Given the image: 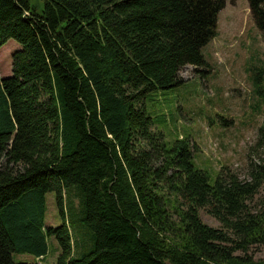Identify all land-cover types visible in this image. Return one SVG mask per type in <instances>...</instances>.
Segmentation results:
<instances>
[{
  "label": "trees",
  "instance_id": "1",
  "mask_svg": "<svg viewBox=\"0 0 264 264\" xmlns=\"http://www.w3.org/2000/svg\"><path fill=\"white\" fill-rule=\"evenodd\" d=\"M247 4L264 41V0ZM224 5L44 0L38 13L29 0H0V47L21 45L0 78V264H29L13 252L44 257L51 237L55 264H264L248 255L264 246V196L250 210L264 162L250 180L222 167L210 184L189 140L167 146L143 106L148 93L178 87L181 68L207 65L201 50ZM48 192L57 228L44 226Z\"/></svg>",
  "mask_w": 264,
  "mask_h": 264
},
{
  "label": "rangeland",
  "instance_id": "2",
  "mask_svg": "<svg viewBox=\"0 0 264 264\" xmlns=\"http://www.w3.org/2000/svg\"><path fill=\"white\" fill-rule=\"evenodd\" d=\"M43 2L29 0L38 13L42 12ZM20 48L13 39L0 47V78L11 76V56ZM201 53L207 65L181 68L178 72L181 84L164 92L148 93L143 100L144 111L152 118L153 132L162 133L167 146L182 138L189 140L194 164L207 174L210 184L222 167L235 173L241 181L250 180V166L264 162V142L257 145L258 130L264 126V41L247 0H225L217 15L215 36ZM263 196L264 183L250 206L251 211L257 210V200ZM44 200V226L63 225L55 193H46ZM70 204L77 212L78 201L73 192L68 193V209ZM199 214L205 224L220 228V223L204 210ZM67 228L72 240L76 239L77 230L72 225ZM60 254L57 240L51 237L47 239L44 257L13 252L11 260L55 264ZM248 255L254 260L264 259V246H251Z\"/></svg>",
  "mask_w": 264,
  "mask_h": 264
}]
</instances>
